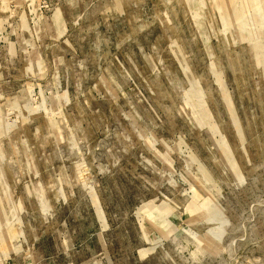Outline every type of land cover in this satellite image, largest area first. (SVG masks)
<instances>
[{
    "label": "rangeland",
    "instance_id": "obj_1",
    "mask_svg": "<svg viewBox=\"0 0 264 264\" xmlns=\"http://www.w3.org/2000/svg\"><path fill=\"white\" fill-rule=\"evenodd\" d=\"M0 264H264V0H0Z\"/></svg>",
    "mask_w": 264,
    "mask_h": 264
}]
</instances>
